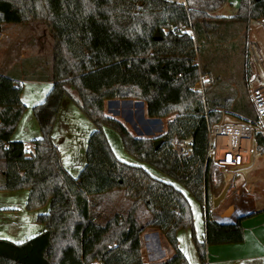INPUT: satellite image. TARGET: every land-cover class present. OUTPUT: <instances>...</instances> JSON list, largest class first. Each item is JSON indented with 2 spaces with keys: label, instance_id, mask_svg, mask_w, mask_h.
<instances>
[{
  "label": "trees",
  "instance_id": "1",
  "mask_svg": "<svg viewBox=\"0 0 264 264\" xmlns=\"http://www.w3.org/2000/svg\"><path fill=\"white\" fill-rule=\"evenodd\" d=\"M226 1L0 0V25L40 22L52 38L46 75L0 74V190L29 188L28 208L51 199L48 211L36 217L43 231L21 242L0 238V264H190L178 247L181 228L191 230L200 263L208 264L207 246L243 240L241 219L219 224L212 215L209 129L221 110L231 111L233 100L208 96L213 82L195 42L197 34L218 28L215 18L244 23L247 37L249 21L264 19V0H240L232 16L211 14ZM21 80L52 82L32 106L40 136L30 151L11 140L25 110ZM198 83L201 87L193 89ZM64 97L94 125L76 177L64 168L52 137ZM113 99L143 101L147 117L172 118L157 136H135L105 113L104 102ZM244 106L232 111L240 121H253V105L250 118L241 111ZM104 127L118 133L138 163L115 155ZM156 140L161 141L154 147ZM253 141L264 150V133L254 131ZM143 164L179 183L198 202L202 240L196 238L185 193ZM147 229L158 230L168 242L169 258L143 261L141 234Z\"/></svg>",
  "mask_w": 264,
  "mask_h": 264
},
{
  "label": "rangeland",
  "instance_id": "2",
  "mask_svg": "<svg viewBox=\"0 0 264 264\" xmlns=\"http://www.w3.org/2000/svg\"><path fill=\"white\" fill-rule=\"evenodd\" d=\"M171 1H175L177 3L183 2V0ZM236 1L238 0L233 1L234 3L231 4L230 0L226 1L224 5V11L226 13H223L224 15L232 14L231 12L234 6H236ZM217 16L215 15V17ZM212 24L216 25L218 28L208 32L207 35L197 34L195 42L197 58L199 59L201 65L209 66V68L207 67L208 74L206 78L210 77L213 82L208 92V96L211 95L219 101L226 98H232L233 102L232 107H230L231 111L225 114V120L240 121L235 115L237 112L234 113V111H232L234 108L238 107V104L240 105V103L245 105V110H241L244 112V115L249 118L253 117L254 113L251 106L252 102L248 91L249 89H253L255 85L258 84L259 75L261 78H264V61L259 62L261 54L254 41L255 39L254 37L248 38L244 35V23L234 22L230 19L215 18ZM251 24H253V22ZM0 30L5 31V35L0 38V74L5 76H16L17 78H28L43 76L50 71L49 68L51 66L52 59V38L49 30L44 24L40 22L22 24L3 23L0 25ZM21 82L22 81H20V83ZM114 101H116L115 103H118V109L117 111H114L115 113H111L108 109ZM128 101L134 100H106L104 102V111L107 115L122 122L126 128L130 130V132H132V128L129 124L133 122L131 121L132 118L134 119L133 126H135V132L137 131L139 134H151L152 136H157L163 132L161 131L162 124L164 125V123H167V119H163L162 121L157 120L156 123L152 124L148 123L144 120L145 118L141 104H135ZM129 109H131V111ZM80 115L84 118L86 117L83 114ZM32 116L34 117L33 113ZM125 118L127 121L130 120L131 122L129 121L128 124L127 121H125ZM83 125V130H86V124L84 127ZM139 129L141 131H139ZM108 131L110 142L114 148H116L117 145L121 148L122 145L119 142V136L117 133L111 129ZM29 146L30 144L27 143V147ZM122 151L124 155L121 157V160H124L125 162H131L134 160L133 163H138L137 160L127 154L126 151ZM258 158L259 151L255 148L254 141L252 140V154L249 163L252 160L257 161ZM249 163L237 168V170L243 169ZM213 172L215 176L219 175L214 168ZM154 173H152L153 176L173 183L185 193L192 211L193 227L196 238L198 240H202L203 220L201 208L198 202L191 195H189L183 186L175 182L173 179L157 170H155ZM220 188V186L214 188L211 185L210 192L212 199L220 193ZM259 188H261V185ZM261 190L264 192V184H262ZM20 191L22 190H0V238L10 241L14 240L13 242L20 240V238L23 237L22 229L18 226H14L10 229V233H4L3 230H7L9 225L8 217H17L20 212L3 208L10 207L12 201L18 202V200H20ZM257 207H264V195L263 198L258 195ZM147 230L152 231L151 229ZM183 232L186 234H183L182 236ZM179 234L180 243L178 244V247L179 249L182 247L187 260L191 264H201L194 242L191 238V230L189 228H181ZM158 235L159 236L154 234L153 236L151 250L153 253L158 255L157 257H159V260H165L167 258L166 256H171L172 249L161 233ZM141 241L144 245L146 242V236H142ZM254 250L263 254L264 246L260 245L258 248V245L255 244Z\"/></svg>",
  "mask_w": 264,
  "mask_h": 264
},
{
  "label": "crops",
  "instance_id": "3",
  "mask_svg": "<svg viewBox=\"0 0 264 264\" xmlns=\"http://www.w3.org/2000/svg\"><path fill=\"white\" fill-rule=\"evenodd\" d=\"M228 1V0H227ZM235 0H230V4ZM184 2V0H183ZM182 2V3H183ZM226 3V2H225ZM225 3L212 12V15L219 16H232L239 4V0L236 1V6L232 9V14L224 15ZM228 13V12H227ZM253 22V24H251ZM5 35L4 30H0V38ZM247 37H254V41L260 51L259 62L264 61V19L249 21V29ZM22 90L20 92V100L25 105L21 117L19 118L16 127L11 135L12 141H22L28 150H32L31 141L40 136V129L38 122L32 116V106L41 102L46 93L52 86L50 81H37V80H21ZM255 87H260L264 92V78L258 76V84ZM251 89H249L250 93ZM134 100V99H128ZM114 101L108 109L111 113H115L118 109V103ZM127 102V101H126ZM135 104L140 103L144 113V120L148 123H156V121H162L163 119L170 120L172 117L164 118H149L146 116L145 103L143 101L134 100L128 101ZM131 111V109H129ZM235 113V112H234ZM80 114H83L79 108L68 98L64 97L61 106L59 108L56 120L54 122L52 137L56 144L61 162L68 173L76 177L81 168L85 164V150L88 136L94 129V125L88 118H84ZM84 115V114H83ZM85 116V115H84ZM82 118V119H81ZM125 121L126 118H125ZM129 121L127 123L129 124ZM133 121V122H131ZM131 124L132 134L135 136L153 137L151 134H139L135 132V126H133L134 119L132 118ZM136 123V122H135ZM86 124V130H83L82 125ZM83 125V127H84ZM138 128V127H137ZM144 128V127H143ZM166 128V123L162 124L161 131ZM85 129V128H84ZM111 128L104 127L105 134L108 138L110 146L115 155L121 159L124 155L123 146L119 136L120 147L116 148L111 144L109 139V131ZM150 129V128H149ZM113 130V129H111ZM114 131V130H113ZM139 131H141L139 129ZM149 133V132H148ZM27 143L30 144L27 147ZM259 151V150H258ZM125 152V150H124ZM131 161L130 163H133ZM145 168L151 173H154L155 169L143 164ZM151 168V169H150ZM151 173V174H152ZM155 174V173H154ZM156 177V176H155ZM212 187H221L222 190L226 185H229V191L226 193L224 200L214 208L212 206V215L216 222L219 224H234L241 219V225L243 227V240L237 243L209 245L206 248L208 252L207 262L208 264H264V253H258L254 250L255 244L264 246V207H257L258 195L263 198L264 192H262V184H264V150L259 151V158L257 161L252 160L247 166L241 170H234L229 173H219L218 176L213 175L211 177ZM261 185V188L259 186ZM20 200L18 202L12 201L11 206L3 209L13 210L20 212L19 216H9V225L7 230H3L4 233H10V229L14 226H18L22 229V238L15 242H21L30 238L44 229V225L36 221L38 214L46 213L50 206L51 199H48L44 204L37 205L32 208L27 207L31 190L29 188L21 189ZM220 190V191H221ZM17 194V193H16ZM213 200V199H212ZM17 207V208H16ZM262 210L261 212H258ZM202 214V213H201ZM203 220V217H202ZM152 231L145 230L141 234L146 236V242L141 249L142 259L145 263H155L163 260H159L158 255L152 252L151 244L154 234L159 236L160 232L156 229ZM180 229L177 231L178 244L180 243ZM186 234L185 232L182 233ZM203 237H204V224H203ZM14 241V240H12ZM182 252L184 250L180 248ZM210 251V253H209ZM169 258L170 256H166ZM166 258V259H167ZM150 261V262H148ZM190 263V262H189ZM191 264V263H190Z\"/></svg>",
  "mask_w": 264,
  "mask_h": 264
},
{
  "label": "built area",
  "instance_id": "4",
  "mask_svg": "<svg viewBox=\"0 0 264 264\" xmlns=\"http://www.w3.org/2000/svg\"><path fill=\"white\" fill-rule=\"evenodd\" d=\"M198 83L193 89L200 88ZM251 102L255 111V119L251 122L225 120V112L221 110V118L210 126L208 154L213 168L218 173L233 172L249 163L252 154L254 131L264 133V92L260 87L250 91ZM214 175V172H213ZM90 264H100L93 261Z\"/></svg>",
  "mask_w": 264,
  "mask_h": 264
},
{
  "label": "water",
  "instance_id": "5",
  "mask_svg": "<svg viewBox=\"0 0 264 264\" xmlns=\"http://www.w3.org/2000/svg\"><path fill=\"white\" fill-rule=\"evenodd\" d=\"M156 34H157V32H156ZM160 141H161V140H156V141H154V143H153L154 147H156L157 144H158ZM228 188H229V185H226V186L220 191V193H219L216 197L213 198V200H212V206H213L214 208H216V207L219 205V203H220L222 200H224Z\"/></svg>",
  "mask_w": 264,
  "mask_h": 264
}]
</instances>
